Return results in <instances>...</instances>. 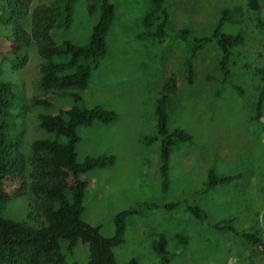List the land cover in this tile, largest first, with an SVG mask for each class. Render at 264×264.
<instances>
[{
  "label": "rangeland",
  "instance_id": "1",
  "mask_svg": "<svg viewBox=\"0 0 264 264\" xmlns=\"http://www.w3.org/2000/svg\"><path fill=\"white\" fill-rule=\"evenodd\" d=\"M54 1L31 0L23 27L30 32L34 8ZM111 1L116 15L107 36L108 54L83 91L41 90L38 80L42 60L35 42L17 48L11 43L13 28L0 23V77L13 83L14 91L24 102L16 128L21 135V150L28 160L23 181H7L11 199L3 215L26 220L35 227L43 220L35 208L37 198L31 188V144L50 135L39 128L38 117L71 107V93L81 92L89 106L100 104L118 114V119L108 125L95 122L78 127V162L100 154L116 158L113 166L86 173L83 218L110 237L115 232L114 216L118 212L143 202L160 205L129 216L126 242L114 249L119 263L136 258L141 264H161L162 255L167 254L171 264H264V244L254 246L238 234L256 230L264 238V131L253 117L262 83L241 65L243 61L252 66L264 65V32L248 10L242 24H227L225 31H243L246 37L245 43L236 49L232 78L222 83L217 68L221 54L212 44L199 52L196 81L187 86L183 66L186 43L167 40L160 45L153 38H138L145 29L142 18L151 9V0ZM246 2L167 0V6L173 29L186 27L202 35L213 28L224 7L246 8ZM262 7L264 19V1ZM99 16L100 10L93 15L88 12V0H78L71 27L55 29L54 40L87 44ZM172 74L177 76L178 90L169 104V128L187 129L194 135V142L183 144L173 153L169 191L164 193L159 142L147 145L144 137L157 131L156 100ZM38 97H48L54 105H36L34 100ZM211 168L220 174L241 176L202 193ZM183 200L200 205L209 220L196 219L185 203L170 211L162 206ZM223 219L231 220L237 231L223 232L212 226ZM65 254L67 264H90L87 243L79 241L72 253Z\"/></svg>",
  "mask_w": 264,
  "mask_h": 264
},
{
  "label": "trees",
  "instance_id": "2",
  "mask_svg": "<svg viewBox=\"0 0 264 264\" xmlns=\"http://www.w3.org/2000/svg\"><path fill=\"white\" fill-rule=\"evenodd\" d=\"M77 1L56 0L50 4L36 6L29 32L23 27L22 20L28 15L31 0H0V23L13 28L12 45L21 48L30 45L32 41L36 44L42 60L38 86L43 91L86 90L93 72L101 66L108 54L107 36L116 15V6L111 0H88V12L93 15L100 10V16L87 44L77 45L69 39L60 43L54 40L55 29L71 27ZM246 1V8L242 5L224 7L213 28L206 34L198 35L186 27L173 29L167 0H151V9L142 18L145 29L138 34V38H153L160 45L167 40L186 43L183 66L187 86L194 85L196 81V59L199 52L215 44L221 54L217 68L222 83H226L232 78V68L237 63L236 49L245 43L246 37L243 31H225V26L242 24L248 10L253 15L256 26L264 32V0ZM1 54L0 48V59ZM241 65L256 74L262 83L253 117L261 123L264 131V65L252 66L245 61L241 62ZM15 68H18V65ZM2 70L0 60V75ZM177 90L178 79L172 74L165 81L156 100L157 131L144 137V143L147 145L159 142L160 174L164 193L169 191L173 153L183 144L194 142V135L187 129L169 128V104ZM71 96V107L61 109L53 115L40 114L38 117L39 128L50 136L36 139L31 144V188L37 198L35 208L43 218L35 227L26 220H13L3 215V210L11 199L7 191V181H23L28 160L21 150V135L16 128V119L25 107L24 102L14 91L13 83L0 77V264H67L65 252L72 253L79 241L89 245L90 264H141L136 258L119 263L114 249L126 242L129 216L143 214L160 205L143 202L118 212L114 216L115 232L110 237L104 236L99 227L93 226L83 218V202L88 185L86 173L111 167L116 158L114 155L100 154L87 156L83 162H78V127L91 126L95 122L108 125L118 119V114L100 104L89 106L81 92H73ZM34 103L45 107L54 105L53 100L48 97H38ZM240 176V173L220 174L211 168L201 192L229 184ZM182 203L186 204L188 211L196 219L209 220L207 211L197 203L183 200L162 206L170 211ZM231 222L223 219L212 226L223 232L235 233L237 230ZM238 234L254 246L260 247L264 244V238L256 230ZM161 264H171L170 256L163 254Z\"/></svg>",
  "mask_w": 264,
  "mask_h": 264
}]
</instances>
